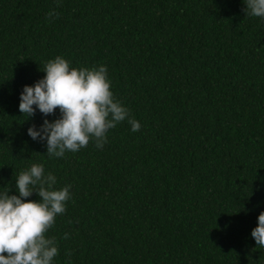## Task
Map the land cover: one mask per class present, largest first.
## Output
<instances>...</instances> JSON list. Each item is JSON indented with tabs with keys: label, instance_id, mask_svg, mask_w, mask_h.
<instances>
[{
	"label": "trees",
	"instance_id": "obj_1",
	"mask_svg": "<svg viewBox=\"0 0 264 264\" xmlns=\"http://www.w3.org/2000/svg\"><path fill=\"white\" fill-rule=\"evenodd\" d=\"M245 4L0 0V194L18 195L32 164L55 189L71 185L46 233L52 264H264L251 236L264 212V17ZM57 56L70 69L106 66L141 129L125 120L102 149L90 139L49 156L27 129L59 109L27 117L18 106Z\"/></svg>",
	"mask_w": 264,
	"mask_h": 264
},
{
	"label": "clouds",
	"instance_id": "obj_2",
	"mask_svg": "<svg viewBox=\"0 0 264 264\" xmlns=\"http://www.w3.org/2000/svg\"><path fill=\"white\" fill-rule=\"evenodd\" d=\"M245 6L248 15L264 17V0H246ZM53 17L59 18L55 10L46 18ZM44 72L43 79L23 87L18 107L27 117L34 116L37 109L44 116L59 109L58 119H44L39 128L32 125L27 129L32 140L46 141L49 156L62 158L66 151L78 152L90 139L102 149L108 130L125 120L132 132L141 129L139 121L131 118L130 110L110 90L106 66L70 69L69 62L57 56L46 63ZM56 183L55 175L44 174L42 164H32L15 181L18 195H9L10 189L0 194V264H52L58 247L55 238L46 237V233L71 199V185L57 190ZM33 193L40 198L38 201L24 199ZM251 236L257 246L264 248V212L258 215ZM63 238L67 239L68 234Z\"/></svg>",
	"mask_w": 264,
	"mask_h": 264
}]
</instances>
